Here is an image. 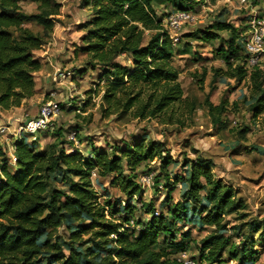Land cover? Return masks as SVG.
Segmentation results:
<instances>
[{
  "label": "trees",
  "instance_id": "trees-1",
  "mask_svg": "<svg viewBox=\"0 0 264 264\" xmlns=\"http://www.w3.org/2000/svg\"><path fill=\"white\" fill-rule=\"evenodd\" d=\"M21 1L0 0V107L4 110L18 107L35 95V73L42 68L35 50L52 35L54 16L59 14L60 5L53 0H36L39 11L35 13L25 12ZM197 2L84 0L92 17L85 23L80 52L89 57L88 66L101 70L99 78L105 81L103 101L107 114L128 113L136 106L138 117L160 116L183 102L179 71L173 65L177 51L164 26V17L172 11H190ZM30 22L42 26V32L26 26ZM248 29L247 20L242 25L217 21L186 36L204 42L222 38L225 45L218 49L217 58L232 71L224 74L240 80L250 74L255 99L252 110L257 117L264 112V71L255 66L249 73L245 66L244 39ZM221 32L227 36L223 37ZM123 56L129 62L124 63ZM222 70L220 67L216 72ZM149 89L153 92L146 97ZM209 106L218 122L217 115L224 108L211 102ZM49 131L58 137L64 133L63 128L56 126ZM75 132L76 138L79 137V127H75ZM26 137L13 141L14 163L0 143V264H180L178 254L188 251V246L184 240L177 241L175 224L187 216L184 203H173L168 194L164 206L174 204V207L170 205L155 214V205H147L148 217H138L137 223L130 225L135 217L133 199L132 205L102 203L93 185L95 170L100 176L114 174L111 183L131 198L142 189L137 179L139 168L161 156L165 186L170 190L174 183L181 182L186 188L185 199L193 206L201 205L203 198L212 204L201 205L206 213L202 221L216 231L225 226L224 215L246 205L236 199L231 186L215 179L210 158H199L186 169L185 177L171 182L167 172L171 159L163 155L160 141L139 137L117 147L113 154L97 146L86 154L71 139L41 145ZM54 176L65 184L64 188L53 187ZM113 208L117 214L129 217L120 221L110 214L108 209ZM248 226L250 230L259 227L253 223ZM164 243L172 249L159 248ZM228 243L222 233L211 235L203 246L208 253L202 252L200 259L210 262L223 259ZM254 243L247 236L241 246L231 244L230 258L248 264L252 258L248 253L253 251ZM173 253H177L176 257Z\"/></svg>",
  "mask_w": 264,
  "mask_h": 264
},
{
  "label": "rangeland",
  "instance_id": "rangeland-1",
  "mask_svg": "<svg viewBox=\"0 0 264 264\" xmlns=\"http://www.w3.org/2000/svg\"><path fill=\"white\" fill-rule=\"evenodd\" d=\"M196 1L197 4L190 10L195 20L183 24L176 34L169 25L173 11L164 17V26L173 35L177 51L173 65L179 71L183 102L165 114L144 118L137 116L136 106L128 113L119 111L107 114L104 111L105 81L99 78L101 70L88 66L89 57L80 52L86 33L85 23L91 19L92 11L84 0H53L60 5L59 14L54 16V31L47 42L35 50L36 57L42 61V68L35 73L36 93L23 100L22 104L26 102L23 110L12 107L5 111L0 107V123L10 126V130L0 137V143L8 151L10 162L14 163L11 151L13 141L19 137L14 128L26 116L37 114L44 103L53 100L63 105L53 121L57 129H64L62 137L46 130L36 135L26 134L28 141L36 139L41 145L57 139L70 141L75 127L80 129L78 141L74 140L76 147L86 154L91 152L93 146L105 148L113 154L117 147L125 146L139 137L160 141L164 147L163 155L171 159L167 167L171 182H175L177 177H185L186 169L199 158H210L214 162L215 179L231 186L236 199L246 203L237 212L224 215L225 226L219 231L202 221L206 213L201 205L212 204L203 198L201 205L193 206L185 199L186 188L181 182L174 183L176 185L170 190L165 186L166 172H161V156L139 168L137 179L142 189L134 197H128L111 183L114 174L100 176L96 170L93 171V185L102 203L109 201L112 205H132L134 202L135 217L130 225H135L138 217H148L147 205H155V214L167 210L170 205L174 207V204L164 206L168 194L173 197V203H184L188 208L187 216L175 224L177 241L184 240L188 254L197 264H241L239 258H230L229 248L231 244L241 246V241L247 236L255 240L251 245L253 254L248 253L249 257L252 256L248 264H264V112L257 117L253 115L255 99L250 74L242 80L224 74L232 71L222 59L217 58L218 49L225 45L222 38L204 42L186 36L217 21L242 25L249 21L252 12H264V0H249L247 3L240 0ZM21 5L27 13L39 11L36 0H22ZM26 26L34 32H42V26L37 23L30 22ZM221 35L225 37L227 33L221 32ZM121 60L129 62L127 56ZM220 67L223 70L217 73L216 69ZM257 67L264 71V55ZM248 69L249 73L253 71V67ZM152 92V89L146 90V97ZM210 102L224 108L217 115L220 119L218 122L210 111ZM20 112L27 114L23 119H17L14 125L9 124L10 116L20 115ZM80 138L82 141H79ZM64 186L60 179L53 177V187ZM114 209L108 210L120 221L124 222L129 217L128 214H117ZM249 223L259 227L250 230ZM217 233H222L229 240L223 259L215 262L201 260L200 254L208 253L203 248L205 241ZM159 248L172 249L166 243L159 245ZM176 255L173 253L174 257Z\"/></svg>",
  "mask_w": 264,
  "mask_h": 264
},
{
  "label": "built area",
  "instance_id": "built-area-1",
  "mask_svg": "<svg viewBox=\"0 0 264 264\" xmlns=\"http://www.w3.org/2000/svg\"><path fill=\"white\" fill-rule=\"evenodd\" d=\"M248 1L240 0L241 3H247ZM194 20L195 16L191 11H175L169 17V25L174 30V34H176L183 24L193 22ZM248 20L249 29L244 39L246 52L245 66L247 69L257 66L261 57L264 55V14L261 12H252ZM61 108V105L53 100L44 103L37 114L26 116L14 128L16 134L19 135L17 137L20 138L26 134L36 135L37 133L53 129L55 126L53 121L61 112ZM9 130V125L1 124L0 137L4 136ZM75 135L76 133L74 132L72 138L78 141ZM178 261L180 264H197V261L187 251L179 253Z\"/></svg>",
  "mask_w": 264,
  "mask_h": 264
},
{
  "label": "crops",
  "instance_id": "crops-1",
  "mask_svg": "<svg viewBox=\"0 0 264 264\" xmlns=\"http://www.w3.org/2000/svg\"><path fill=\"white\" fill-rule=\"evenodd\" d=\"M26 103V102H25ZM25 103H23L22 104V106L21 107H15L16 109H19V110H23L24 109V107H25ZM5 111H8V110H5ZM27 113H25V114H21V112H20V115H11L10 116V118H9V121H8V123L9 124H11L12 123V125H14L15 123H16V120L17 119H23L24 118V115H26ZM5 115V113H3V116ZM35 115V114H34ZM0 119H2V118H0ZM1 124V123H0ZM12 155H13V157H14V159L16 160V157H15V155H14V147L12 148Z\"/></svg>",
  "mask_w": 264,
  "mask_h": 264
}]
</instances>
